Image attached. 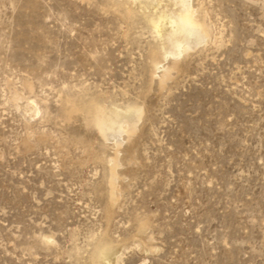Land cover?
Here are the masks:
<instances>
[{
	"label": "rangeland",
	"instance_id": "obj_1",
	"mask_svg": "<svg viewBox=\"0 0 264 264\" xmlns=\"http://www.w3.org/2000/svg\"><path fill=\"white\" fill-rule=\"evenodd\" d=\"M124 2L0 0V264H264V0H193L211 36L159 69Z\"/></svg>",
	"mask_w": 264,
	"mask_h": 264
},
{
	"label": "bare ground",
	"instance_id": "obj_2",
	"mask_svg": "<svg viewBox=\"0 0 264 264\" xmlns=\"http://www.w3.org/2000/svg\"><path fill=\"white\" fill-rule=\"evenodd\" d=\"M124 4L128 6L127 11H139L144 15L149 32L160 41L157 49L150 51V58L155 68L157 66L159 69V63L167 57L177 60L190 50L193 44L195 45L196 43V45H198L199 42L211 36L208 29L209 27L207 28L203 21V23H201L195 20L197 9L196 6L193 5V0H125ZM174 62L175 61H173V63ZM171 67L170 69H176L177 64L174 63ZM167 71L163 73L160 83L169 76V74L167 75L166 73ZM15 100H20V98L16 97ZM36 105L34 101L27 104L22 103V105H20L21 108L24 107L22 113L30 112V115H24L26 119L33 117L31 114L32 111L36 112ZM119 111L113 108L108 109L95 101L89 103L85 108L86 115L89 116L90 122L94 124L101 135L107 137L108 140L115 139V136L123 132L122 125L124 123L126 124V129L124 130L126 135L135 132L136 121L138 117H141L139 116L140 109L136 107H127L123 111ZM117 145L118 144H115L114 146ZM115 165L116 161L114 159L112 160V165H110L112 170ZM113 200L114 199L111 198V201ZM143 230H145V225L141 224L138 231L143 232ZM121 249L122 248L118 246V244L112 245L105 240H101L96 245L94 252L90 255V264H120L118 262V257H120L119 254Z\"/></svg>",
	"mask_w": 264,
	"mask_h": 264
}]
</instances>
